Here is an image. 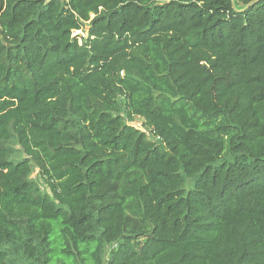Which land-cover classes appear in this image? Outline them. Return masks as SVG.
Listing matches in <instances>:
<instances>
[{"label": "trees", "instance_id": "obj_1", "mask_svg": "<svg viewBox=\"0 0 264 264\" xmlns=\"http://www.w3.org/2000/svg\"><path fill=\"white\" fill-rule=\"evenodd\" d=\"M251 1L0 0V264H264Z\"/></svg>", "mask_w": 264, "mask_h": 264}, {"label": "rangeland", "instance_id": "obj_2", "mask_svg": "<svg viewBox=\"0 0 264 264\" xmlns=\"http://www.w3.org/2000/svg\"><path fill=\"white\" fill-rule=\"evenodd\" d=\"M86 34H84L85 36ZM137 127H140V120L138 119H135V121L133 122ZM34 176V174L32 175ZM33 178V177H32ZM34 179V178H33ZM106 255H107V249H106V252H105V255H104V258H106Z\"/></svg>", "mask_w": 264, "mask_h": 264}, {"label": "water", "instance_id": "obj_3", "mask_svg": "<svg viewBox=\"0 0 264 264\" xmlns=\"http://www.w3.org/2000/svg\"><path fill=\"white\" fill-rule=\"evenodd\" d=\"M231 1H233V0H231ZM256 1H257V0H253V1H251L250 4H253V3H255ZM250 4H249V5H250Z\"/></svg>", "mask_w": 264, "mask_h": 264}]
</instances>
